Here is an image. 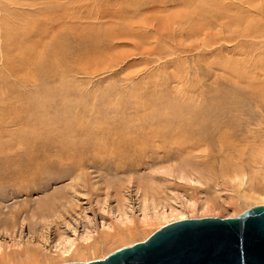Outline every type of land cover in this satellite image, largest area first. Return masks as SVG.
Returning a JSON list of instances; mask_svg holds the SVG:
<instances>
[{
    "label": "rangeland",
    "instance_id": "rangeland-1",
    "mask_svg": "<svg viewBox=\"0 0 264 264\" xmlns=\"http://www.w3.org/2000/svg\"><path fill=\"white\" fill-rule=\"evenodd\" d=\"M67 8L0 0V264L88 263L264 206V0Z\"/></svg>",
    "mask_w": 264,
    "mask_h": 264
},
{
    "label": "water",
    "instance_id": "water-1",
    "mask_svg": "<svg viewBox=\"0 0 264 264\" xmlns=\"http://www.w3.org/2000/svg\"><path fill=\"white\" fill-rule=\"evenodd\" d=\"M65 264H264V206L175 221L102 260Z\"/></svg>",
    "mask_w": 264,
    "mask_h": 264
},
{
    "label": "bare ground",
    "instance_id": "bare-ground-1",
    "mask_svg": "<svg viewBox=\"0 0 264 264\" xmlns=\"http://www.w3.org/2000/svg\"><path fill=\"white\" fill-rule=\"evenodd\" d=\"M35 1H37V0H35ZM57 1V0H56ZM63 1H65V0H63ZM76 1L77 0H66V4H67V13L65 14V12H64V14H65V16H66V19H71V18H74L75 19V17L77 18H79V20L81 19V16L80 15H82L83 16V14L81 13V12H79L78 10V12H79V15H75V14H77L76 12H75V3H76ZM58 2H60V1H58ZM58 2H56L57 4H59ZM53 3H54V1H53ZM61 3V2H60ZM57 4H55L54 3V5H57ZM62 4V6L65 4H63V3H61ZM47 5V4H46ZM61 6V7H62ZM66 6V5H65ZM91 6V5H90ZM90 6H89V8H90ZM231 6V5H230ZM59 8V7H58ZM80 8H81V6H80ZM84 8V7H83ZM82 8V9H83ZM61 9V8H60ZM88 9V8H87ZM91 9V8H90ZM94 9V8H93ZM100 9H103V8H100ZM113 9V8H112ZM49 10V9H48ZM66 10V9H65ZM89 10V9H88ZM52 11V10H51ZM50 11V12H51ZM61 11V10H60ZM74 11V12H73ZM80 11H81V9H80ZM85 11V10H84ZM111 11V9L109 8V9H107V8H105V9H103V10H97V12L95 13V15H96V17H97V19L99 20V23H102V25L103 24H109V23H111V24H117L118 23V19H121V17L119 16V14L118 13H114V10L112 11V12H110ZM53 13V12H52ZM88 13H90V12H88L87 11V15H85L84 14V16L86 17V18H84V19H88L87 17L88 16H90L91 15V13H90V15H88ZM61 14V13H60ZM60 14H58V15H60ZM121 14V13H120ZM42 15V14H41ZM63 15V14H62ZM93 15V14H92ZM92 16H90V18H91ZM108 17H110L111 18V20H109L108 19ZM60 18V17H59ZM93 18V17H92ZM91 18V19H92ZM103 18H107L108 20L107 21H103L102 22V19ZM61 19V18H60ZM64 19V18H63ZM94 20H96V19H94ZM75 21H77V20H75ZM87 21H89V20H87ZM90 21H92V20H90ZM71 22V21H70ZM83 22V21H82ZM94 22H96V21H94ZM92 23V22H91ZM91 23H90V25H91ZM98 23V22H97ZM89 24V23H88ZM96 24V23H95ZM107 26V25H106ZM71 27V26H70ZM72 28V27H71ZM89 28V27H88ZM87 28V29H88ZM109 28V27H108ZM113 28V27H112ZM118 29H120V28H118ZM107 30V29H106ZM115 30V29H114ZM6 42V41H5ZM94 43V42H93ZM104 56V55H103ZM50 57V56H49ZM151 205V204H150ZM154 205V204H153ZM152 205V206H153ZM149 207V204L148 203H145L144 202V204H143V208H142V211L143 212H145L146 210L148 211V208ZM155 207V206H154ZM152 209L154 210V208L152 207ZM175 210L176 209H173V208H170V211H171V213L172 212H175ZM147 211H146V213H147ZM151 211V210H150ZM142 212V213H143ZM149 212V211H148ZM154 212V211H153ZM162 212V211H161ZM178 212V211H177ZM176 212V213H177ZM170 212L168 213V214H171ZM179 213V212H178ZM152 214V213H151ZM148 215V214H145L144 213V215H143V217H144V223L145 222H147V219L149 218H151V217H153V216H155L154 217V219H156V217H159V216H164V213H161V214H155V212L153 213V215ZM173 214V213H172ZM175 214V213H174ZM121 215H124L123 217H125V213H123V211L120 213V216ZM167 215V214H166ZM165 215V216H166ZM119 216V217H120ZM148 216H150V217H148ZM162 216V217H163ZM123 217H121L122 218V220H123ZM183 217V216H182ZM121 218H119V219H117L118 221H120V222H124V221H122V220H120ZM129 217H127L126 219H128ZM164 218V217H163ZM125 219V220H126ZM181 219V218H180ZM153 220V219H152ZM159 220V219H158ZM181 220H184V219H181ZM179 221V220H178ZM125 222H129L130 223V219H129V221L127 220V221H125ZM119 225V224H118ZM120 226V225H119ZM133 228H131V230H132ZM160 229V228H159ZM115 232V231H114ZM86 239V238H85ZM88 239V238H87ZM86 239V240H87ZM85 240V241H86ZM60 241V243H59V247H57L58 248V252L60 253V254H62V255H68V254H71V253H73V252H75V250H77V245H76V242H74L73 240H71V239H63L62 238V240L60 239L59 240ZM58 246V245H57ZM79 247V246H78ZM79 251V250H78ZM107 257V256H106ZM102 260V259H101ZM71 263V262H70ZM74 263H80V262H74Z\"/></svg>",
    "mask_w": 264,
    "mask_h": 264
}]
</instances>
